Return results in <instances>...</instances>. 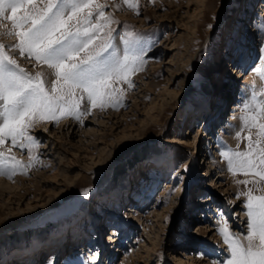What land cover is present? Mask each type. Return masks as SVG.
Here are the masks:
<instances>
[{
    "label": "rangeland",
    "instance_id": "1",
    "mask_svg": "<svg viewBox=\"0 0 264 264\" xmlns=\"http://www.w3.org/2000/svg\"><path fill=\"white\" fill-rule=\"evenodd\" d=\"M98 2L119 22L111 27L121 52L127 33L142 37L137 50L144 49V62L127 74L133 87L124 79L113 84L123 90L115 107L92 108L80 120L49 117L29 131L39 143L25 141L24 151L10 141L0 146L25 164L29 150L32 158V166L0 174L8 184L24 178L28 188L19 196L0 191V264L226 261L218 228L227 221L231 231H246L243 193L252 185L237 183L250 177L229 172L221 151L246 150L248 132L239 117L245 101L255 94L256 104L264 92V76L255 71L264 70V0H138L135 9L123 0ZM5 26L11 23L0 22V32ZM241 41L248 42L247 54L234 63L229 49L240 51ZM0 42L14 44L16 37L0 36ZM6 50L28 72H43L50 87L54 77L46 66ZM230 81L231 95L220 106ZM215 104L222 117L211 126ZM71 120L72 128L58 127ZM210 128L213 140L206 136ZM195 161L199 168L192 173Z\"/></svg>",
    "mask_w": 264,
    "mask_h": 264
},
{
    "label": "snow or ice",
    "instance_id": "2",
    "mask_svg": "<svg viewBox=\"0 0 264 264\" xmlns=\"http://www.w3.org/2000/svg\"><path fill=\"white\" fill-rule=\"evenodd\" d=\"M123 3L134 9L138 6V0ZM107 7L98 0H0V22L11 23L0 36L16 37L14 44L0 42V146L10 141L24 151L28 143L38 145L29 131L39 122L65 115L80 120L92 108L115 107L119 100L114 98L123 93L113 87L118 79L133 87L126 78L144 62V49L137 50L142 37L127 33L121 52L115 43L116 29L111 27L119 22L105 15ZM97 39L99 43L90 48ZM6 49L18 50L21 57L51 70L50 87L43 72H28ZM255 71L264 76V70ZM260 96L256 104L252 103L257 101L255 94L245 101V114L239 117L242 131L248 132L246 150L225 146L221 151L229 172L250 177L237 183L252 186L243 193L246 231H231L227 221L218 228L229 256L219 264H264V92ZM84 103L91 107L84 109ZM252 129H256L254 135ZM29 156L25 164L0 151V174L11 176L18 168L32 166L30 150Z\"/></svg>",
    "mask_w": 264,
    "mask_h": 264
},
{
    "label": "bare ground",
    "instance_id": "3",
    "mask_svg": "<svg viewBox=\"0 0 264 264\" xmlns=\"http://www.w3.org/2000/svg\"><path fill=\"white\" fill-rule=\"evenodd\" d=\"M249 21V20H248ZM242 23H245V25H249V22L247 23V21H246V19H242ZM223 28V27H222ZM221 31V30H220ZM241 33L242 34H244L245 33V26H244V28L242 29V31H241ZM240 44H241V50L240 51H232L233 50V48H230L229 49V51H231V53H230V55H229V57H232V62H234V63H236V62H242L243 60H244V57H246V54H247V51H245V47L248 45V42H240ZM238 53V54H237ZM235 55H239V57H241L240 59H237L236 57H235ZM222 57V56H221ZM219 60V62H217V64L218 63H220V64H224L225 65V61L223 62V60H222V58H219L218 59ZM239 66H240V63H239ZM42 67V66H41ZM232 67V66H231ZM45 68V67H44ZM44 70H46V72H47V74L50 76V79L52 80V78H53V76H51L50 75V71L51 70H49V69H47V68H45ZM239 72V71H238ZM47 75V76H48ZM247 77H249L248 76V74H247ZM48 80V79H47ZM51 80H49V81H51ZM231 81L230 82H227L225 85H224V88H223V93L222 94H220V98H219V100H218V103H220V106H221V103L223 104L224 103V100H226L228 97H230V95H231ZM217 106L218 105H216L215 104V108H213L215 111H213L214 113H217L216 115H213L212 117H210V118H208V119H210V122H209V125H211V126H213V123H214V117H218L219 116V118L220 117H222L221 116V112L218 110V112H217ZM219 106V107H220ZM117 112L116 113H112V114H107V115H105L106 117H110V115H113V116H115V117H117ZM122 114H124V113H122ZM87 120H89V118H87ZM119 120V119H118ZM237 120V119H236ZM217 122V121H216ZM239 123V122H238ZM75 123L74 122H72V120L71 121H64V122H62V123H60L59 124V126L58 127H61V128H72L73 127V125H74ZM210 132L212 133V135L210 134V132H207V137L208 138H210V137H213V139H214V134H213V132H212V128H210ZM230 132H231V135H230V137L232 138V130H229ZM45 147H46V145H44ZM210 148H211V146H210ZM210 148H208V151H209V149ZM211 150V149H210ZM211 157V156H210ZM209 158V157H208ZM208 162H209V159H208ZM211 162V161H210ZM195 163V169H192L191 170V172L192 173H194V172H197L198 171V168H199V166L196 168V166L198 165V162H194ZM213 166V164L212 163H209L208 165H207V167H212ZM42 172V171H41ZM41 174H43V172L41 173ZM20 180V182L18 183V181L16 182V180L13 182V183H9L8 184V182L7 181H4V179H1L0 178V191H6L7 189H10L11 191L13 190V191H15V193H16V195H21L22 193H24V191L25 190H27L28 188H27V186H25L24 184V180H26V179H24V178H21V179H19ZM32 179H30L29 178V181H31ZM222 180L221 179H218L217 180V183L218 182H220V184H224V183H222L221 182ZM22 184V185H21ZM227 184V183H226ZM226 184H225V186H226ZM35 186H37V185H35ZM234 186V185H233ZM228 188H230V187H224L223 189H224V191L226 192L227 191V189ZM21 191V192H20ZM28 191V190H27ZM216 206V205H215ZM193 216H195L194 214H193ZM98 232L99 233H101L100 231H99V229H98ZM97 237L98 238H100V235L98 236V235H95V239H97ZM66 244H64V243H62L61 244V246H63L62 248H65L66 246H65ZM77 247L79 248V249H81V248H83V247H81L80 245H77ZM77 247H74V249H76ZM73 249V250H74ZM76 251H77V249H76ZM73 259V258H72ZM188 260V259H187ZM191 260H192V263L191 262H188V263H190V264H208V262H206V261H204L203 259H193L192 257H191ZM73 261V260H72ZM64 263H68L67 262V260H65L64 261ZM71 264H84V261H83V259L82 258H75L74 259V261L71 263Z\"/></svg>",
    "mask_w": 264,
    "mask_h": 264
}]
</instances>
